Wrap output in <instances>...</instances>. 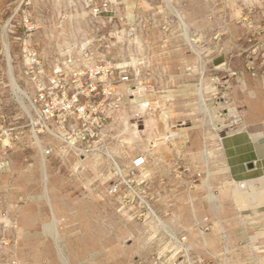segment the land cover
I'll use <instances>...</instances> for the list:
<instances>
[{"label":"rangeland","instance_id":"obj_1","mask_svg":"<svg viewBox=\"0 0 264 264\" xmlns=\"http://www.w3.org/2000/svg\"><path fill=\"white\" fill-rule=\"evenodd\" d=\"M96 8L103 10L98 17ZM263 22L264 0H0V130H11L1 138L10 146V166L0 175V230L8 242L0 264H116L107 259L114 247L144 241L143 221L120 216L129 208L120 210L108 194L117 172L131 179L129 154L116 157L106 149L117 145L113 137L81 162L70 151L61 153L67 148L52 137L32 136L24 42L48 65L91 42L87 47L99 60L138 68L134 84L143 98L161 103L152 116L154 132L180 136L185 129L188 146L201 144L204 165L222 137L209 134L226 124L230 109L231 96L221 87L226 60L242 50L250 57L263 54ZM129 27L136 30L131 44L115 35ZM124 137L127 151L146 148L140 142L130 149L131 139ZM39 145L55 153L45 157ZM218 182L226 187L223 174Z\"/></svg>","mask_w":264,"mask_h":264},{"label":"crops","instance_id":"obj_2","mask_svg":"<svg viewBox=\"0 0 264 264\" xmlns=\"http://www.w3.org/2000/svg\"><path fill=\"white\" fill-rule=\"evenodd\" d=\"M259 28L258 49L263 54L250 57L242 50L225 63L231 104L222 121L228 123L242 115L245 124L228 134L223 132L225 124L215 128L209 136L222 137L205 154L204 165L201 144L193 141L188 146L185 129H180L177 141L153 147V140L169 131L154 132L153 112L135 119L138 101L125 100L120 113L107 123L105 147L111 137L117 141L115 148L108 144L109 152L116 157L129 154L130 167L139 158L146 160V165L136 170L135 179L136 186L146 190L150 205L144 212L138 207L120 212L130 221H143L144 241L138 246L133 240L127 249L114 247L107 259L116 264H174L182 259V248L195 264H199L197 259L202 264H252L264 259V76L260 73L264 67V22ZM252 61L259 69L256 77L245 70ZM239 71L236 77L228 76ZM124 136L131 139L130 149L140 142H145L146 148L135 154L127 151ZM92 155L80 161L86 162ZM222 174L225 188L219 187Z\"/></svg>","mask_w":264,"mask_h":264},{"label":"built area","instance_id":"obj_3","mask_svg":"<svg viewBox=\"0 0 264 264\" xmlns=\"http://www.w3.org/2000/svg\"><path fill=\"white\" fill-rule=\"evenodd\" d=\"M103 12L96 8L94 16ZM115 35L129 44L136 39V30L129 27L117 30ZM106 37L100 38V41ZM91 42H88L89 45ZM82 46L76 53L67 54L60 64L46 63L45 58L26 42L23 43L24 58L23 77L27 92V106L30 111V132L32 136H50L60 142L79 160L102 149L105 127L122 110L125 100L138 101L134 117L140 114L155 112L161 108L160 101L143 98V90L134 84L140 70L127 63L113 64L97 58V52ZM264 61V58H263ZM251 76L256 77L259 69L255 62L246 68ZM241 73L229 72L228 76L236 77ZM264 76V67L260 72ZM227 87L226 82L221 87ZM152 92V91H150ZM245 122L242 115H236L223 126L225 134L243 128ZM11 130H0V175L10 166L8 158L9 144L1 138H7ZM177 131L156 138L152 146L170 144L179 139ZM45 157L53 156L54 148L43 149ZM146 165L144 158L134 161L130 167L131 179L126 180L121 172L108 189L111 197L117 198L120 210L138 207L150 210L146 201V190L136 186V170ZM6 230H0V252L8 246L4 236ZM187 249L182 248V259L174 264H195L190 260ZM185 257V258H184ZM199 264L204 263L197 259ZM252 264H264L256 261Z\"/></svg>","mask_w":264,"mask_h":264},{"label":"bare ground","instance_id":"obj_4","mask_svg":"<svg viewBox=\"0 0 264 264\" xmlns=\"http://www.w3.org/2000/svg\"><path fill=\"white\" fill-rule=\"evenodd\" d=\"M9 69H10V68H9ZM12 81H13V85H14L15 89L18 90V91L20 92L19 87H18L17 84L14 82L13 78H12Z\"/></svg>","mask_w":264,"mask_h":264}]
</instances>
